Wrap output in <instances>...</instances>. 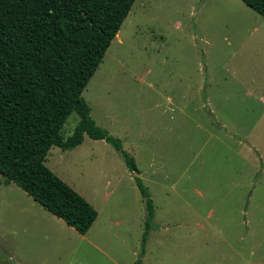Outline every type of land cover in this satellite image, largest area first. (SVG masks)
I'll return each instance as SVG.
<instances>
[{"label": "rangeland", "instance_id": "obj_1", "mask_svg": "<svg viewBox=\"0 0 264 264\" xmlns=\"http://www.w3.org/2000/svg\"><path fill=\"white\" fill-rule=\"evenodd\" d=\"M83 97L149 189L145 253L134 172L85 135L46 164L98 211L91 229L58 225L0 173V264H264V16L242 0H136Z\"/></svg>", "mask_w": 264, "mask_h": 264}, {"label": "trees", "instance_id": "obj_2", "mask_svg": "<svg viewBox=\"0 0 264 264\" xmlns=\"http://www.w3.org/2000/svg\"><path fill=\"white\" fill-rule=\"evenodd\" d=\"M136 0H0V173L45 209L86 234L95 207L46 164L53 146L74 149L85 135L118 149L146 200L145 253L155 210L135 159L91 115L83 92ZM264 16V0H242ZM80 120L64 138L69 116ZM136 264H141L137 260Z\"/></svg>", "mask_w": 264, "mask_h": 264}, {"label": "crops", "instance_id": "obj_3", "mask_svg": "<svg viewBox=\"0 0 264 264\" xmlns=\"http://www.w3.org/2000/svg\"><path fill=\"white\" fill-rule=\"evenodd\" d=\"M12 199H18V198H12ZM54 215V214H53ZM55 217H57L56 215H55ZM57 219L58 220H56L57 221V224L58 225H61V226H63L64 224H62V223H65L66 225H68L63 219H61V218H59V217H57ZM15 226H20L19 224H17V225H15ZM69 226V225H68ZM71 228H72V226H70ZM73 229H75L74 227H73ZM76 230V229H75ZM77 231V230H76ZM78 232V231H77ZM79 233V232H78ZM83 235V234H82Z\"/></svg>", "mask_w": 264, "mask_h": 264}]
</instances>
